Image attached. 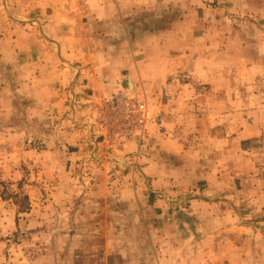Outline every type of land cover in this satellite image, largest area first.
Instances as JSON below:
<instances>
[{
	"label": "rangeland",
	"instance_id": "obj_1",
	"mask_svg": "<svg viewBox=\"0 0 264 264\" xmlns=\"http://www.w3.org/2000/svg\"><path fill=\"white\" fill-rule=\"evenodd\" d=\"M113 3L116 37L78 40ZM54 15L72 99L46 105ZM106 58L131 70L79 74ZM94 177L117 213L75 201ZM0 264H264V0H0Z\"/></svg>",
	"mask_w": 264,
	"mask_h": 264
},
{
	"label": "crops",
	"instance_id": "obj_2",
	"mask_svg": "<svg viewBox=\"0 0 264 264\" xmlns=\"http://www.w3.org/2000/svg\"><path fill=\"white\" fill-rule=\"evenodd\" d=\"M36 2L40 3V7H41V5H43L41 1H36ZM56 3L58 4V2H56ZM113 4H114L113 6L107 7L108 16H104V11L103 12L96 11L98 8H100V6H93L94 10L89 9L90 14H92V15L87 17L86 24L81 23L83 25H88V27L87 28L84 27L85 32H80V31L77 32L78 40H84V41L93 40L94 41V39H97L99 37V35H98V29L99 28H102L103 30H105L106 41L111 42V40H113L112 36L116 37L117 31H118V28H117L118 23H117L115 11H116L117 7L115 5L116 3H113ZM50 5H51V2H48L47 5L44 7V9L48 8ZM73 10L76 13V7ZM111 11H112V15H111ZM51 14H54V13H51ZM71 14L73 15V13H71ZM78 16H79V13H78ZM65 17H67V12H65ZM73 18H74V15H73ZM52 21H55V22H49V20H47V23L56 24V25L60 26L61 30L58 29V31L56 33L52 34L50 36V38H47V39H53V40L58 41L57 46L59 47V49L58 48L54 49L52 47H46V49L41 48V49H38V51L37 50L35 51L34 58H32L34 63L38 64V66H39V64H41V59H42L43 55H46L47 57H51L52 58L51 61L54 63V66H52L50 68L51 69L50 70V74H51L50 77L53 80L48 87L46 85V87H45L46 92H45L44 97H43V102L46 105H51V104L57 105L58 103L64 104L65 102L66 103L68 102V100H67L68 98H69V101H71V99H72V97L70 95H67V93H65L63 91L64 86L67 83L66 80L68 79L67 71L70 67L67 68L68 61H65L62 59L64 57V55H66V56L68 55V54H65L66 51L68 52V50H65L63 48L62 42L63 41H69L70 39H73L75 36V33H72V34L68 33L69 27L65 26V25H68V23L65 24L67 22V19H64V17L54 15V18L52 19ZM106 26H107V28H106ZM34 41H35L34 43L36 46L37 45L36 44V42H37L36 36H35ZM59 42H60V44H59ZM109 44H111V43H109ZM106 49H107L106 54L107 55L110 54L109 49H111V48L109 47ZM81 51L85 52V51H83L82 48L80 49V52ZM107 51H108V53H107ZM95 52H97L96 47L91 46V52H90L89 56L94 58L95 55L97 54ZM91 61H93V59ZM104 63H105V66H104ZM122 64L124 65V68H119L120 65H118L115 61L111 60L110 58H106L102 62V68L101 69L96 68L95 64L92 63V65L90 64V68H88L87 66H86V68H82V67L79 68L78 67L77 70H79V74L80 73L82 74L83 72H86V74L90 73L92 75L102 73L104 76H106L108 78V80L114 81V80L119 79V75L122 74V71L124 69L131 70V67L129 64L128 65H125L124 63H122ZM37 67H34V68H37ZM98 70H100L102 72H100ZM79 79H80V77H78L76 81H79ZM92 81L94 83H89V85L86 86L91 91H95V90L97 91V89H100V90H102V92H104L105 89H107V88H103L102 86L99 87L95 83V80H92ZM107 87H109V85H107ZM65 168H66V166H65ZM65 168H64V170H65ZM66 177L68 179L70 178L66 174L62 175V178H66ZM84 179L87 180V178H84ZM106 179L107 178H105V177H103V178L102 177H96V178L94 177V182L92 184L89 183L90 185L84 191L74 192L76 194V196L78 197V199H76L75 201L78 200L80 202H83V204H85V205H81V208L84 207V210H87V208L91 207L92 209H94L93 211H96V212H94V214H97V211H102V212H106V213L108 211L112 214L117 213L116 209H114V208L112 209L110 207V202H114L116 199L115 197H117V196L112 195L109 191L108 192L106 190L103 191L102 187H101L103 184L106 187V183H107ZM157 183L159 185L160 182H157ZM120 197L129 202V208H127L128 213L126 214L127 216L132 215L131 217L137 218L139 222H140V219L142 220V218L144 219V217H146V212L142 211L139 208H136L135 204H137V201H138V199H137L138 194L131 195L129 193H124V194H121ZM135 197H137V198H135ZM72 199H73V197L69 194V197L67 198V200L71 201ZM133 202H134V205L131 204ZM96 207H98V208H96ZM135 210H136V212H135ZM114 211H116V212L113 213ZM118 211H120V210H118Z\"/></svg>",
	"mask_w": 264,
	"mask_h": 264
},
{
	"label": "built area",
	"instance_id": "obj_3",
	"mask_svg": "<svg viewBox=\"0 0 264 264\" xmlns=\"http://www.w3.org/2000/svg\"><path fill=\"white\" fill-rule=\"evenodd\" d=\"M119 103L120 102L118 100L116 102H112V104L113 105L116 104V106ZM122 104H125V103H122ZM131 109L132 108H128L127 106H122V110H121L122 116H135L132 123L127 125L126 138L133 137V136H135L136 132H139L141 125H142V122H143V116H145V113L143 112V106L142 105L137 106L136 109L138 110V112H136V113L131 112L132 111Z\"/></svg>",
	"mask_w": 264,
	"mask_h": 264
}]
</instances>
